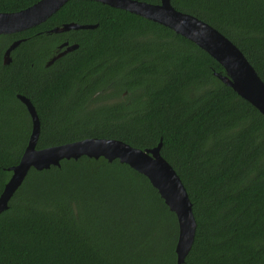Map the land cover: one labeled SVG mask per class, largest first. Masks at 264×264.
Wrapping results in <instances>:
<instances>
[{"label":"trees","instance_id":"16d2710c","mask_svg":"<svg viewBox=\"0 0 264 264\" xmlns=\"http://www.w3.org/2000/svg\"><path fill=\"white\" fill-rule=\"evenodd\" d=\"M36 1L0 0V12ZM170 1L230 39L264 82V0ZM68 22L96 26L49 32ZM64 41L78 46L47 64ZM218 72L189 39L95 0H68L40 24L0 34V193L31 131L22 94L40 120L36 148L104 137L145 149L161 139L196 221L181 264H264V116ZM177 236L143 174L82 155L28 171L0 212V264H176Z\"/></svg>","mask_w":264,"mask_h":264},{"label":"water","instance_id":"95a60500","mask_svg":"<svg viewBox=\"0 0 264 264\" xmlns=\"http://www.w3.org/2000/svg\"><path fill=\"white\" fill-rule=\"evenodd\" d=\"M67 1L38 0L18 11L0 12V34L20 32L34 27L45 21ZM95 1L157 22L195 43L222 66L224 73H215L217 78L264 116L263 80L243 52L216 28L191 14L175 9L170 0H160L157 4L140 0ZM95 26L96 24L68 22L51 28L49 32ZM21 40L16 39L7 47L3 54L4 63L10 62V52ZM77 46L75 43L62 42L58 47L59 51L47 64ZM17 98L25 105L29 113L31 131L18 163L7 167L10 176L0 193V212L7 209L11 196L22 184L31 168L42 170L52 165L59 166L62 159H78L82 155L95 159L102 157L108 162L117 159L120 163H125L143 174L157 190L169 210L174 213L178 225L175 245L176 264L184 262L194 241L196 221L191 200L179 175L161 155V139L155 146L145 149L133 147L118 139L104 137H87L64 144L36 148L40 133V120L36 109L25 95L17 94Z\"/></svg>","mask_w":264,"mask_h":264},{"label":"flooded vegetation","instance_id":"af4514ba","mask_svg":"<svg viewBox=\"0 0 264 264\" xmlns=\"http://www.w3.org/2000/svg\"><path fill=\"white\" fill-rule=\"evenodd\" d=\"M59 47V46H58ZM59 49V48H58ZM59 51V50H58ZM35 107V106H34Z\"/></svg>","mask_w":264,"mask_h":264}]
</instances>
